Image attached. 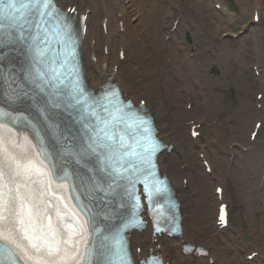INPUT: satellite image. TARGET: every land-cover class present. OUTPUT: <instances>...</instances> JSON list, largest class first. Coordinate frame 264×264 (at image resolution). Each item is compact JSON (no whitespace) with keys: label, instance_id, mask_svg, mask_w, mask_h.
<instances>
[{"label":"bare ground","instance_id":"6f19581e","mask_svg":"<svg viewBox=\"0 0 264 264\" xmlns=\"http://www.w3.org/2000/svg\"><path fill=\"white\" fill-rule=\"evenodd\" d=\"M56 2L65 9L74 6L79 15L86 17L82 51L88 83L94 87L104 78L112 75L113 82L118 84L126 98L134 103L145 102V107L155 118L159 136L172 146L169 154L163 153L159 156V162L161 173L166 174L170 179L181 205V236L175 239L154 237L150 226H147L145 230L140 233L134 232L131 236V247L134 253L138 254L139 258H146L148 249L152 248L153 254L155 252L160 254L169 264H253L251 260H248V256L252 253H255L254 260L261 259L264 256V251L261 249V242L264 239V233L261 230L262 215L264 216L262 213L264 211V155L255 151L259 140L258 135L253 142L250 138L254 124L259 120L250 126V119L246 120L247 125L244 128L249 129L245 132L247 139L245 144L238 140L239 144L232 142L229 135L220 131L219 121L224 116L219 111L221 98L220 95H214V84L210 81L208 71L215 68L220 72L221 78L228 76L229 72L227 69L220 70L208 60L204 61L201 58L206 53L201 56L196 51L195 43L198 38L195 34L191 35L189 42H185L184 35L189 34L188 29L194 30L193 25L188 22L193 16L192 12L187 13L186 6L183 5L176 7V11H172L170 7L167 14H175L174 19L179 16L176 30L172 31L174 19L169 15L170 25L168 22L158 21L156 33L159 44L145 41L148 42L145 43L146 46L142 45L139 49L141 40L131 30L127 19V0H56ZM155 2L156 5L153 2L150 3L149 11L152 13L158 6V0ZM248 3L253 10L250 0ZM249 4L242 6L245 12ZM221 11L223 13L220 14L227 16V21L232 20V16L226 13L225 9ZM254 11H251V20L255 14ZM208 14L210 19H214L209 22L212 31L210 30L211 34L208 36L203 32V38L207 37L211 43L208 50H215L223 59L226 51L224 47L217 48V46L225 43L221 39L222 33L233 35V31L229 26L221 23L219 13L209 11ZM147 18H149L148 27L153 28L154 21L151 17ZM186 21L188 27L185 24ZM259 25H261L260 17L258 25L254 26L251 22V26ZM244 28L246 31H251L249 25ZM253 30L255 31L253 35L257 39L255 41L259 42L262 30ZM146 33H149V30ZM168 44L175 49L174 52L170 51V58L163 55ZM179 53L181 58L178 56ZM147 55L151 56L149 62L145 61L146 58L144 59ZM228 60L238 63L237 58L227 55L222 61L223 64H226ZM260 62L258 52L253 66L260 69ZM136 68L140 72H137ZM168 74L174 75L178 82L176 79L175 81L166 79ZM259 75L258 81L261 83L264 79L262 70ZM216 82L221 81L216 80ZM195 93L199 94L201 102L195 97ZM242 100L245 101L247 98L240 97V103L237 106L243 107H239L234 115H228V120L232 121L233 118L238 117L244 107H248L250 114L254 115L255 112L257 119H261L262 110L254 107L253 99L251 104ZM183 102H185L184 107ZM229 123L231 122H228L226 130L234 132V128L230 127ZM193 127L194 130H192ZM208 128L211 131H207L210 135L206 137ZM244 128H242L243 131ZM192 131L199 133L196 139H193ZM214 140L219 142L216 143ZM233 144L245 148V153L241 151L238 153L242 157V168L243 166L246 168L241 178L238 174L232 175L235 176L232 178L230 173H221L222 164L226 167L230 166L229 156L238 151ZM208 151L213 160L209 158L211 156H208ZM221 153H224L222 159L219 157ZM201 154L204 159L200 158ZM204 160L210 165L211 177L206 174ZM251 165L255 167V170H249L248 166L251 168ZM246 175L256 178L258 182H256L257 185H250V181L248 182V186L251 187L247 190L246 186L244 190L246 206L243 207V204L241 205L237 200L235 187L245 181ZM221 177L226 178L221 180ZM217 183L223 187L221 199L215 194ZM225 201L229 205V219L227 227L220 230L217 221L218 207ZM241 209L247 210V214L242 213ZM239 215L243 217V224L238 222ZM242 228L248 233V239L245 241L241 239L238 232ZM232 236H234L233 239ZM157 244L160 245L159 251L155 249ZM185 244L202 248L205 256L197 257L193 254L185 256L182 253V247Z\"/></svg>","mask_w":264,"mask_h":264},{"label":"rangeland","instance_id":"374dc122","mask_svg":"<svg viewBox=\"0 0 264 264\" xmlns=\"http://www.w3.org/2000/svg\"><path fill=\"white\" fill-rule=\"evenodd\" d=\"M155 1L156 0H130V3L128 4L129 8H127V19H128V23H130L131 25V30H133V32L136 33L138 38L141 40V45H139V49L141 48L142 45L146 46V44L149 41L155 43V45L159 44V39L156 33L158 29L157 24H158V21H161L162 23H166V22L169 23V18H170L169 15H171L174 18L175 14H167V11H169L168 9H170V7L172 11H176V7H179L182 5L186 6L185 8V10L187 9L186 12L187 13L192 12L193 14V16L189 18L190 21L188 22H190V24L193 25L194 30L188 29L187 32H189L190 37L192 34H195L198 38L197 42L195 43L196 51L199 54H201V56L202 54L206 53L205 56L201 57L204 59V61L208 60L209 63L214 64L220 70L227 69V71L229 72L228 76H226L225 78H221L219 71H218L219 73L218 75L211 74L210 70L208 71V75L210 76L209 77L210 81L212 82V84H214L213 86L214 95H217V96L220 95V98H221V102H220L221 105H219V111L227 117L228 115H234V113H236L239 107L241 108L243 107L242 105L237 106V104L240 103V97L243 99L247 98V100L245 101L242 100V101L248 102L250 104L252 103V99H253V103H254L256 92L259 91V85L255 80L256 78L254 74L252 73L251 67L255 62V55L258 52L261 58V62L259 64L262 67V71L264 74V0H259V3H258L259 7L261 8L260 16H261L262 24L257 27H254L256 25L251 26L250 24L252 8L250 4L248 3V0H158V3H157L158 6H156L155 8V12L152 13L149 11V7H150L151 2L155 3L154 5H156ZM214 1L218 2L217 4L221 5L222 9H225L227 13H229V15L232 16L233 23L232 25H230L232 26L230 28L232 31H235V33L238 34V38L236 39H232L231 37H227V36L222 37V41H224L225 43H221L222 45L221 46L218 45L217 48L224 47V50L226 51L224 58H226L227 55H230L231 57L237 58L238 63L232 60H228L226 64H223L222 61H224V58L221 59L215 50H208L211 43L209 39H207V37L203 38V35H202L203 32L207 36L211 34L210 32L211 27L209 25V22L210 20L213 21L214 19H210L209 17L210 15L208 14L209 11H216L217 13H219L218 16L221 20V23L226 26L228 24L225 16L220 14V11L215 8ZM250 3L253 5V0H250ZM245 4H249L248 10L246 12L242 9V6ZM147 17H151L152 20L154 21L153 28L148 27L149 18ZM185 24L186 26L188 25L187 21ZM168 25H170V23ZM248 25L251 31L245 30L244 27ZM253 29L262 30V33L260 34L261 40L259 42H256L257 39H255L256 36L253 35V32H255ZM148 30H149V33H146V31L148 32ZM145 41H148V42H145ZM170 44H168L166 51L163 54L164 57L170 58L171 56L170 51L171 52L175 51L174 47ZM150 51H153V50H150ZM157 54L158 52L156 53V55ZM178 56L179 58H181L180 53ZM144 59L145 61L149 62V60L151 59V56L147 55L144 57ZM242 68L244 70H242ZM136 71L140 72V70L137 68H136ZM166 79H168L169 81H175L174 79H176V81L178 82V79L175 78L174 75L171 76V74H168ZM216 80H220L221 82L217 83ZM261 89L263 93L262 102L264 104V83L262 84ZM195 97H197L198 101L201 102L198 93H195ZM184 105H185V102H183L182 106L184 107ZM263 114H264V108H263ZM247 116L249 117L247 118ZM253 119H254V115L250 114L249 108L244 107L243 112H241V114H239L238 117L236 116L235 118L232 119V121L230 120L231 123H229L230 124L229 126L234 128V132H230V130L228 129L226 130V126H228V123L224 125L223 117L219 121L220 131L224 132V134L226 135H229V138L232 142H237L238 140V142L240 141L241 143L245 141L246 139L245 132H247L246 130L248 129V127L247 129L244 128V126L247 125L246 120L250 121V124H249L250 126L253 122L252 121ZM242 128H244V131L242 130ZM208 130L211 131V129L210 128L206 129V137L210 135V132H207ZM261 131L262 132L259 135V139L260 138L261 139L257 147L255 148V151L261 152L264 155V122H263ZM233 145L235 149L242 150L240 149V147L237 146V144H233ZM214 153L216 152L214 151ZM238 153L239 151H237L232 156H229L228 159L231 160L230 166L226 167L225 164H222L223 165L221 169L222 174L230 173V176L238 174L239 178L242 177V175L246 171L245 170L246 168L245 166H243L244 168H242L241 166L242 157ZM207 154L208 156L210 155L211 157L209 158H212L213 160V157L209 153V151ZM223 156H224V153L219 154L220 159H222ZM239 167L242 169H240ZM253 167L254 166L252 165H251V168L250 166H248L249 170L250 169L255 170V167L254 168ZM246 176H245V181L242 184H237V186L235 187L236 188L235 193L237 196V200L239 203H241V205L243 204V207L246 206L245 196L243 195L244 190L246 186H247L246 188L247 190L250 189L251 187V186L250 187L248 186V182L250 181L249 183L250 185H253V184L257 185L256 182H258L256 178L248 177V176L246 177ZM234 177L235 176H232V178ZM225 178L226 177H221V180H225ZM240 211L242 213L247 214V210L241 209ZM262 213L264 214V211H262ZM238 222L239 224H243V217L241 215L238 216ZM261 230L264 233V216L263 215H262ZM238 232L240 233V236L244 241L248 239V236H247L248 233L246 230H244V228L240 229ZM245 236H247V238ZM233 237L234 236H232V239ZM261 245H262L261 249L264 251V239L262 240ZM252 263L253 264H264V256L259 260L253 261Z\"/></svg>","mask_w":264,"mask_h":264},{"label":"snow or ice","instance_id":"6c2138e0","mask_svg":"<svg viewBox=\"0 0 264 264\" xmlns=\"http://www.w3.org/2000/svg\"><path fill=\"white\" fill-rule=\"evenodd\" d=\"M51 7L52 0H0V49L7 46L13 40L24 39L25 22H32L29 20L30 15L39 18L36 20L37 24L41 22L48 24L53 19L57 23L64 24L66 17L60 15L59 12L53 17L51 12L46 11ZM5 21H9L10 23L6 24ZM6 36H10L11 39L6 40ZM37 112L41 120L51 119L47 115V107H44L42 110L38 108ZM51 264H58V262L52 261Z\"/></svg>","mask_w":264,"mask_h":264},{"label":"water","instance_id":"95a60500","mask_svg":"<svg viewBox=\"0 0 264 264\" xmlns=\"http://www.w3.org/2000/svg\"><path fill=\"white\" fill-rule=\"evenodd\" d=\"M213 74H217V71L215 69H212Z\"/></svg>","mask_w":264,"mask_h":264}]
</instances>
